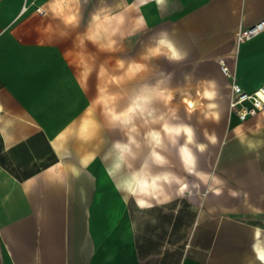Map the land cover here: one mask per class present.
Listing matches in <instances>:
<instances>
[{
    "label": "crops",
    "instance_id": "obj_1",
    "mask_svg": "<svg viewBox=\"0 0 264 264\" xmlns=\"http://www.w3.org/2000/svg\"><path fill=\"white\" fill-rule=\"evenodd\" d=\"M121 11L124 34L167 31L187 53L184 61L214 65L227 115L202 133L197 143L206 149L196 155L197 170L219 184L187 181L188 191L174 185L138 207L141 197H127L106 171L104 154L121 139L94 124L85 136H51V127L69 120L60 118L62 106L89 102L73 85L61 32H77L80 14ZM137 18L146 23L137 28ZM263 19L264 0H169L163 13L154 0H0V264H264V146L248 151L234 133L239 126L264 141V110L242 122L231 115L229 81L218 64L245 91L260 86L264 31L240 45L235 33ZM215 89L205 91L209 108L220 106ZM213 135L215 144L207 138ZM89 155L94 160L82 167ZM166 155L167 170L184 178L173 165L184 171L176 151Z\"/></svg>",
    "mask_w": 264,
    "mask_h": 264
},
{
    "label": "rangeland",
    "instance_id": "obj_2",
    "mask_svg": "<svg viewBox=\"0 0 264 264\" xmlns=\"http://www.w3.org/2000/svg\"><path fill=\"white\" fill-rule=\"evenodd\" d=\"M58 2L61 4V1ZM58 2L57 5H59ZM92 17V15L82 16L80 14L77 32L64 30L61 32L65 43L62 48L71 63L67 66L77 74L73 85L77 86L79 94H87L89 102L87 106H62L59 116L69 120L62 126L50 128L53 138L61 141L66 135L85 136L89 134L94 124V126L99 125L101 126L99 128L109 130L112 139H124L123 133L109 124V115L112 112L126 109L145 85L157 84V82H159V87L168 90L172 97L170 107L177 109L181 122L193 126L196 142L202 141V133L213 127L210 126L212 121H221L226 118V89H215V70L212 63L184 60L169 62L163 56L145 57L146 50L155 45L157 35L161 33L147 29L126 31L125 38L118 41L113 49L101 50L99 45L105 44L103 39L96 44L88 39V36L92 34L90 25ZM71 41L72 46H69ZM189 57L194 58V56ZM118 61L124 63V68L119 67ZM132 62L146 65V68L130 76L127 74V67ZM212 89L218 91L216 100L221 101L217 108L207 107L211 100L206 96L205 91ZM187 99L195 103L194 106L193 103L190 106L193 108L187 107ZM156 106L164 110L162 104ZM97 127L94 129V136L97 135ZM140 131L144 132L145 129L141 128ZM173 165L178 173L184 174L190 186L197 183L195 177L188 176L180 164L175 162ZM128 177L129 173L124 179ZM111 181L117 185L119 179L112 178ZM134 206L132 200L131 207L135 208Z\"/></svg>",
    "mask_w": 264,
    "mask_h": 264
},
{
    "label": "clouds",
    "instance_id": "obj_3",
    "mask_svg": "<svg viewBox=\"0 0 264 264\" xmlns=\"http://www.w3.org/2000/svg\"><path fill=\"white\" fill-rule=\"evenodd\" d=\"M150 2L153 0H140L141 6ZM154 3L162 13L169 7V0H154ZM71 22L69 20V23ZM126 23L123 11L116 12L112 16L94 14L90 22L92 34L88 39L94 44L103 39L105 44L99 45L101 50L113 49L118 41L125 38L122 29ZM145 23L142 18H137L136 26L139 28ZM144 55L152 58L163 56L169 62H180L186 58L187 53L177 47L167 31H162L157 35L155 45L147 49ZM117 63L120 68H124L122 61ZM144 68L146 65L132 62L127 67V74L130 76L138 74ZM158 84L159 82L145 85L126 109L112 112L108 117L109 124L120 130L124 139L113 141L104 154L107 174L114 180L119 179L118 190L124 192L127 197L134 199L137 196L141 197L137 199V205L142 208L150 206L149 202L157 199V193H167L174 185H178L184 192L188 191L186 179L178 176L174 171L167 170L170 162L166 153L170 149H174L178 154L185 173L198 181L193 185L194 187L220 183L219 178L213 174L197 170L196 153H203L206 145L196 142L193 126L181 122L177 109L170 107L172 97L168 90L159 87ZM208 98L211 99V96ZM157 104H162L164 110L158 108ZM141 128L145 131L141 132ZM234 133L241 146L248 151H255L264 146V141L249 139L239 126ZM207 138L210 143L215 144L214 135ZM94 158L93 155L82 157L79 163L86 168ZM137 161H139L138 167ZM133 168L135 174L124 179ZM72 170L79 175L75 167ZM255 247L254 244V250Z\"/></svg>",
    "mask_w": 264,
    "mask_h": 264
},
{
    "label": "built area",
    "instance_id": "obj_4",
    "mask_svg": "<svg viewBox=\"0 0 264 264\" xmlns=\"http://www.w3.org/2000/svg\"><path fill=\"white\" fill-rule=\"evenodd\" d=\"M25 7L23 8V10ZM40 14L44 11L37 9ZM264 31V19L255 24L239 28L235 33L237 45L243 44L256 35ZM219 68L223 76L229 81V100L228 110L239 121H245L247 118L258 114L264 110V82L255 90L245 91L238 83L229 67L222 60L218 62Z\"/></svg>",
    "mask_w": 264,
    "mask_h": 264
},
{
    "label": "bare ground",
    "instance_id": "obj_5",
    "mask_svg": "<svg viewBox=\"0 0 264 264\" xmlns=\"http://www.w3.org/2000/svg\"><path fill=\"white\" fill-rule=\"evenodd\" d=\"M139 198V197H138Z\"/></svg>",
    "mask_w": 264,
    "mask_h": 264
}]
</instances>
